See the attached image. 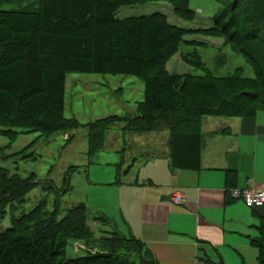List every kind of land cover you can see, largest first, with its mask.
<instances>
[{
  "label": "trees",
  "instance_id": "trees-1",
  "mask_svg": "<svg viewBox=\"0 0 264 264\" xmlns=\"http://www.w3.org/2000/svg\"><path fill=\"white\" fill-rule=\"evenodd\" d=\"M154 1L40 0L35 11L0 8V127L7 129L1 133L24 129L50 137L79 126L76 120L64 116L68 74L134 77L145 84L141 113L111 116L91 124L90 150L104 148L105 136L118 123L123 124V135L154 133L164 127L170 134L169 158L173 166L199 170L203 120L254 117L264 110V93L232 91L228 98L233 84L230 78L170 74L166 63L188 31L170 24L161 13L118 18L124 7ZM252 1L264 8V0ZM175 10L181 15L177 7ZM257 25L251 26L254 37L246 36L243 41L258 39L256 32L262 28L259 30ZM221 28L216 22L215 30ZM231 39L240 42L234 35ZM1 171L5 187L1 188L0 180V216L4 217L7 207L15 210L36 185L16 175L8 178L7 171ZM233 178L229 173V185ZM85 216L84 204L62 219L52 216L42 205L28 214L13 216L12 227L0 231V264H156L149 255L141 257L138 241L117 234L105 240L108 245L101 246L103 250L97 257L68 259L66 248L72 234H78L75 239L89 240L90 233L78 224ZM259 230L260 238L254 245L258 264H264V224Z\"/></svg>",
  "mask_w": 264,
  "mask_h": 264
},
{
  "label": "rangeland",
  "instance_id": "rangeland-1",
  "mask_svg": "<svg viewBox=\"0 0 264 264\" xmlns=\"http://www.w3.org/2000/svg\"><path fill=\"white\" fill-rule=\"evenodd\" d=\"M39 6L40 0H0L1 10L35 11ZM187 8H190L189 13ZM156 13L164 14L170 24L188 31L176 54L166 63L170 74L230 78L233 84L228 98L232 97V91L236 94L264 93V8L252 0H182L176 3L157 0L143 6L124 7L118 12V18ZM216 22L219 28L223 25L224 28L216 31ZM255 24H259L258 29L262 28L256 32L258 39L243 41L246 36L254 37L251 26ZM213 29L214 35L207 34ZM224 29L226 33H221ZM230 33L240 42H230ZM144 93L145 84L138 78L72 73L66 79L64 116L76 120L79 126L50 137L24 129L2 134L1 131L7 129L0 127L1 188L5 187L1 169L7 171L8 178L16 175L36 185L24 195L22 204H16L15 210L7 207L4 217L0 216V231L12 227L13 216L28 214L41 205L52 216L62 219L67 212L84 204L86 216L78 224L90 233L89 240L75 239L78 234H72L66 256L68 259L97 257L103 250L101 246L108 245L105 240L113 238L115 232L99 219L102 216L98 209L99 198L109 190L103 185L110 184L116 177V165L121 160L118 150L127 152L126 158L131 157L133 150L125 142L122 123L107 133L104 148L97 146L90 150L89 126L111 116L140 114ZM154 133L163 137L166 129L161 127Z\"/></svg>",
  "mask_w": 264,
  "mask_h": 264
},
{
  "label": "crops",
  "instance_id": "crops-1",
  "mask_svg": "<svg viewBox=\"0 0 264 264\" xmlns=\"http://www.w3.org/2000/svg\"><path fill=\"white\" fill-rule=\"evenodd\" d=\"M202 134L197 171L173 166L167 130L163 137L123 135L133 151L126 158L118 150L116 177L98 201L99 219L113 234L138 241L141 257L156 264H258L254 242L264 207L249 209L232 193L264 190V110L249 118H205ZM176 193L185 205L170 201Z\"/></svg>",
  "mask_w": 264,
  "mask_h": 264
},
{
  "label": "built area",
  "instance_id": "built-area-1",
  "mask_svg": "<svg viewBox=\"0 0 264 264\" xmlns=\"http://www.w3.org/2000/svg\"><path fill=\"white\" fill-rule=\"evenodd\" d=\"M232 196L236 200H242L245 206L249 209H260L264 207V190L246 189L235 190ZM170 201L177 205L183 206L186 204V199L180 193L173 194Z\"/></svg>",
  "mask_w": 264,
  "mask_h": 264
}]
</instances>
